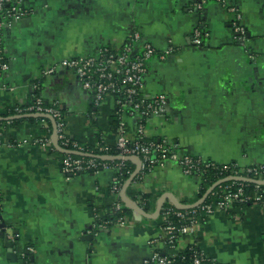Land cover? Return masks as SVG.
<instances>
[{
  "label": "crops",
  "instance_id": "0c3cea01",
  "mask_svg": "<svg viewBox=\"0 0 264 264\" xmlns=\"http://www.w3.org/2000/svg\"><path fill=\"white\" fill-rule=\"evenodd\" d=\"M196 1L24 0L30 12L5 31L9 69L0 72L6 142L0 150V264H24L28 247L33 248L30 264H144L150 257L149 242L160 234L159 218L131 209L128 223L96 233L105 207L117 200L108 193L112 170L68 180L62 169L64 149L54 145L51 120L38 114L8 117L39 95L45 104L59 106L72 139L92 147L103 138L114 146V100L95 108L93 93L62 64L105 47L121 49L133 32L157 53L147 64L145 94L169 98L166 112L147 122L150 138L168 139L178 144L180 154L219 165L264 164V0H227L242 14L246 47L234 40L232 14L215 0L198 11ZM197 26L208 37L193 46ZM171 45L177 48L175 56L160 59ZM7 120L16 122L7 125ZM127 123L133 136L137 120L128 117ZM132 164L136 172L138 165ZM201 185L200 178L186 176L177 162L168 161L133 180L127 190L151 196L147 214L154 215L167 195L184 205L196 204ZM120 200L125 204L121 194ZM192 245L220 264H264V209L219 210L181 238L175 254Z\"/></svg>",
  "mask_w": 264,
  "mask_h": 264
},
{
  "label": "built area",
  "instance_id": "2783aa9c",
  "mask_svg": "<svg viewBox=\"0 0 264 264\" xmlns=\"http://www.w3.org/2000/svg\"><path fill=\"white\" fill-rule=\"evenodd\" d=\"M210 0H197L194 8L198 11L204 10ZM220 3L229 14H232L231 28L235 42L246 47L248 42V30L243 23V17L239 8L229 3L227 0H215ZM29 10L24 6V0H0V72L9 69L8 63L3 55L5 31L29 15ZM208 37V33L202 26H197L193 32L191 44L198 46ZM140 48L139 51L137 49ZM177 48L171 45L163 54L159 55L162 60L174 57ZM155 48L139 32L129 35L127 41L121 49L102 48L95 55L80 56L65 60L63 66L73 70L77 75L82 87L94 95L95 108L99 109L108 99L115 102V115L119 119V126L115 132L114 146L118 150L117 155L111 154L110 146L100 138L94 146L101 154L98 156H117V157H138L141 160V171L134 181H140L151 172L155 166L164 164L168 161L177 162L183 174L189 177H198L203 180L208 168L215 163L205 161L192 155L179 153V146L168 139H153L148 135L147 122L150 118L164 114L169 106L167 95L160 93L154 97L145 94L147 75V64L156 56ZM53 71H48L52 73ZM18 114H42L51 116L56 123V132L62 148L69 153L62 158V169L68 180L83 174L98 175L104 171L112 170L115 175L124 167L123 161L119 164H111L114 161H104L97 155L89 154L84 145L71 138L67 130L65 116L57 104L46 106L41 98H36L35 102L27 107H16L14 115ZM137 120L135 134L129 132L127 118ZM7 125H11L7 122ZM41 141L37 140L36 143ZM4 127L0 126V150L5 145ZM43 143V142H41ZM50 144L47 140L43 144ZM19 144L11 143L9 147H16ZM82 155H75L73 153ZM228 173L227 178H244L254 181L264 182V164L240 167L238 164L231 163L220 165ZM135 172H128L133 176ZM113 176L110 188L111 195L117 200L113 204L111 213L117 214L127 207L121 200L120 194L124 185H119L117 176ZM225 178V179H227ZM224 180V179H223ZM231 185L222 187L219 191L212 192L210 202L198 206L200 209H191L188 212L177 210L172 201L165 210V216L175 214L182 222L179 226L167 224L160 227V234L149 242L152 248L150 257L144 264H175V254L177 242L185 237L192 235L201 222L208 216L213 215L219 210H228L234 206H259L264 209V197L258 191L254 195L246 194L245 183L243 181H229ZM257 188L261 185L256 184ZM204 196V195H203ZM201 197V199L203 198ZM133 205L139 207V203L132 201ZM140 208V207H139ZM142 209V208H140ZM143 210V209H142ZM106 213H110L107 210ZM136 214V213H135ZM139 215V214H136ZM128 217L120 218L116 225L128 223ZM96 233L107 230L106 224H96ZM162 246V248H160ZM33 252V248L28 247L25 254ZM163 252V254H162ZM25 264V262H24ZM193 264H220L215 259H210L198 251L193 253Z\"/></svg>",
  "mask_w": 264,
  "mask_h": 264
},
{
  "label": "trees",
  "instance_id": "16d2710c",
  "mask_svg": "<svg viewBox=\"0 0 264 264\" xmlns=\"http://www.w3.org/2000/svg\"><path fill=\"white\" fill-rule=\"evenodd\" d=\"M37 97L40 98L39 95ZM44 105L50 106V105L45 104V102H44ZM13 114L14 113L11 111L10 114L8 115V117L13 116ZM7 122H10L11 124H15L16 120H7ZM2 124H4V123L0 122V126H2ZM111 125L113 128V132L115 133L118 129V126H119V119L116 115L112 117ZM59 145L62 146L61 143H59ZM84 147L86 148V151L89 154H94L97 156L101 154L94 146L91 147V146H85L84 145ZM63 148H69V147H63ZM110 148H111V154L112 155L118 154V150L115 146H110ZM119 163H121V161L111 162V164H114V165L119 164ZM123 165H124V167H122V169L115 175L119 179V185L120 186L126 184L128 179L131 177V175H128L127 173L128 172H131V173L134 172V165L132 164L131 161L123 162ZM227 176H228V173L226 171H224L222 169V166H220L219 164H215L213 167L208 168L206 170L204 177H203V180H202L201 189H200L199 194H198L199 199L203 195H205V193L208 191L209 188H211L217 182L227 178ZM227 185H231V183L227 182L222 187L227 186ZM222 187H217L214 190V192L219 191L220 189H222ZM256 191H258L264 197V185H261L259 188H257L256 184H254V183H249V182L245 183L246 194L254 195L256 193ZM108 193H110V191H108ZM127 194L129 195V197L131 199H133V201L139 203L138 205L140 208L143 209V211H145L146 213L151 212V199H152L151 196H149V195L139 196V195H137L136 192L132 191L130 188L127 190ZM211 199H212V196L209 197L206 202H210ZM112 207L113 206H111V205H109L108 207H105V210H109L110 213H107L102 218H99L97 220V224H106L108 227H111V226L115 225L120 218H122L124 216L128 217V216L132 215V210L127 208V207H125L122 211L118 212L117 214L111 213L110 210H112ZM168 207H169V204H164L163 209L161 210V214L159 217V222L161 223V226H164L167 224L179 226L182 221L175 214L171 213L166 218L165 210ZM197 208L200 209L199 207H196L194 209H197ZM185 211L188 212V210H185ZM185 211H183V212H185ZM195 250H198V248L196 246H194V245L190 246L184 253L180 254L177 258H175V264H193V253ZM162 254H163V252H162ZM29 255L30 254L26 253L25 258L22 257V260L25 262V264H30Z\"/></svg>",
  "mask_w": 264,
  "mask_h": 264
},
{
  "label": "water",
  "instance_id": "95a60500",
  "mask_svg": "<svg viewBox=\"0 0 264 264\" xmlns=\"http://www.w3.org/2000/svg\"><path fill=\"white\" fill-rule=\"evenodd\" d=\"M36 117L38 118H43V119H48L51 120V122L53 123L54 126V133H53V142L54 145L59 148L61 150V147L59 145V140H58V134L56 132V123L55 120L49 116V115H42V114H38L36 115ZM64 154L69 153L68 151L63 150ZM73 153V152H72ZM75 155H82L79 153H73ZM99 159L104 160V161H132L135 162L138 165V168L136 170V172L133 174V176L131 177V179L125 184L122 193H121V197L122 199L125 201V204L127 205V207H129L130 209L134 210L136 214H139L141 216H145V217H150L152 219H157L159 218L160 214H161V210L163 209V206L165 204V201L170 198L173 202V204L175 205L177 210L180 211H185V210H191L194 209L200 205L203 204V202L209 197V195L221 184L225 183V182H229V181H243V182H249V183H254V184H260V185H264L263 181H254V180H249V179H244V178H227L224 180H221L219 182H217L216 184H214L207 192L206 194L203 196V198L197 202L194 205H184L182 203H180L174 196L172 195H167L164 196L158 205L157 211L154 215H149L147 214L145 211H143L142 209H140L139 207H136L133 205L132 201L126 197V190L127 188L130 186V184L133 182V180L135 179V177L140 173L141 171V160L138 157H108V156H98Z\"/></svg>",
  "mask_w": 264,
  "mask_h": 264
}]
</instances>
